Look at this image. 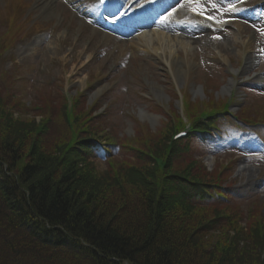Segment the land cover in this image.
Returning <instances> with one entry per match:
<instances>
[{
	"label": "trees",
	"instance_id": "16d2710c",
	"mask_svg": "<svg viewBox=\"0 0 264 264\" xmlns=\"http://www.w3.org/2000/svg\"><path fill=\"white\" fill-rule=\"evenodd\" d=\"M76 98L73 132L61 96L43 98L41 125L16 114L32 112L26 102L12 109L0 97V264H264L262 208L244 213L222 188L229 175L209 172L185 143L167 152L171 117L147 139L139 129L120 141L107 124L93 125L94 108ZM194 104L192 116L205 103ZM59 119L63 136L49 128ZM120 144L134 159L110 156ZM215 234L217 244L208 239Z\"/></svg>",
	"mask_w": 264,
	"mask_h": 264
},
{
	"label": "rangeland",
	"instance_id": "374dc122",
	"mask_svg": "<svg viewBox=\"0 0 264 264\" xmlns=\"http://www.w3.org/2000/svg\"><path fill=\"white\" fill-rule=\"evenodd\" d=\"M2 1L0 10L5 7L8 10L0 13V36L5 39V46L12 48L11 52L6 54V58L3 57L0 61V86L2 87H0V97L2 100L10 103L12 109L15 100L20 98L30 100V108L32 104L35 106L44 104L43 98L45 97L61 100L58 91L63 89L64 80L68 79L73 95L77 90L85 91L89 104L97 103L98 109L93 115L100 118L101 127L107 124V128L111 129L114 134L113 137L120 141L127 140L128 136H138L139 129L142 135L138 137L149 138V132H157L167 117H175L172 112L174 105L182 114L183 122H186L187 114L186 111L184 112V104L181 100L178 101V98H182L185 103L188 99L189 102H194V99L201 100V97L204 98L206 95L209 97L214 95L215 98L219 95H226L230 74L228 72L229 76L227 75V67L216 59L215 51L220 56L223 55L224 59L228 53L235 67L239 62L240 47L233 28L222 33L209 31V37L203 38V44H196L181 50V55L188 64L182 76L180 74L176 77L164 62L153 56L144 55L143 52H132L126 43L120 44L115 40L109 42L104 34L93 32L92 29H88L87 34L80 37L72 34V26L60 29L64 27L61 25L53 34L49 33L50 23L55 19L56 12L53 15L51 13L42 14L39 0ZM59 7L61 11L63 7L58 4L57 10ZM214 13L215 11H211V14ZM15 15L22 31L26 29V24L31 25L24 33L14 26ZM37 16L39 19H33ZM10 28H12L14 44H10L12 37ZM65 30L66 32L63 33ZM16 36L19 38L16 39ZM200 40L198 38V42ZM220 41L222 48L227 49L226 53L222 48H218ZM252 47V50H255L254 42ZM263 63L257 62L252 68L244 70V74L252 76L258 69L264 71ZM250 80L247 86L264 85V79L252 78ZM8 89L11 91H7ZM177 90L179 93L176 92ZM252 95L249 101L255 110ZM245 97L242 93L238 95L237 103H235L237 113ZM262 100L264 101V96ZM206 101L211 102L212 100ZM86 105L88 111L89 105ZM16 114L18 116L27 115L28 117L24 116L25 120L32 119L38 125H41L45 117L44 112L27 114L22 107L17 110ZM112 117L114 119H111ZM136 120L142 123L138 125ZM135 127L138 131L136 134L134 133ZM49 128L56 136L68 133L60 119ZM249 135L250 133L243 134L245 145L238 144L241 137L239 133L227 134L222 140L211 139L212 143L208 144L205 143V137L201 136L195 138L194 145L209 171H214L216 164L232 162L229 174L236 184L230 191L231 195L237 198L244 213L247 210L249 212L250 207H260L264 214V143L259 141L256 143ZM96 151L95 155L98 157L104 153L97 148ZM110 156H116L114 159L120 162H127L129 157L134 159L126 153ZM97 161L100 170L107 169L108 163L103 157H99ZM245 221V219L242 220L243 224ZM216 236L217 234L209 237V242L217 244L219 241ZM208 244L212 247L211 243ZM243 244L245 241L240 240V245H238L244 246ZM258 259L259 261L264 259V246Z\"/></svg>",
	"mask_w": 264,
	"mask_h": 264
},
{
	"label": "bare ground",
	"instance_id": "6f19581e",
	"mask_svg": "<svg viewBox=\"0 0 264 264\" xmlns=\"http://www.w3.org/2000/svg\"><path fill=\"white\" fill-rule=\"evenodd\" d=\"M39 1H41L42 9L45 11V13H51L52 15L55 13V2L52 0ZM158 27L159 30L150 29L142 33V36H140V40L143 41L142 46L144 47L148 44L149 49L152 48L155 57L157 56L158 58H162L163 62L168 63L170 67H172L177 76L180 74L182 76V73L185 72L186 61L181 57L180 49L198 44L197 38L199 37V39H201L200 37L203 35L201 34L199 36L196 32H193V30H185L177 26L175 27L173 22L166 23L165 25H158ZM118 41L120 43H124L125 40ZM174 43L178 44V50ZM180 79L181 78H179V80Z\"/></svg>",
	"mask_w": 264,
	"mask_h": 264
}]
</instances>
